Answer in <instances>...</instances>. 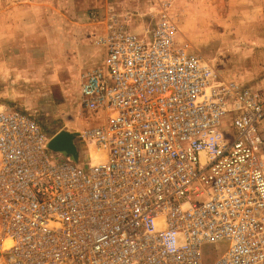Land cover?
Instances as JSON below:
<instances>
[{
    "label": "built area",
    "instance_id": "2783aa9c",
    "mask_svg": "<svg viewBox=\"0 0 264 264\" xmlns=\"http://www.w3.org/2000/svg\"><path fill=\"white\" fill-rule=\"evenodd\" d=\"M109 27L79 89L99 123L76 134L83 162L0 105V264H203L205 246L264 264V87L178 48L165 17Z\"/></svg>",
    "mask_w": 264,
    "mask_h": 264
},
{
    "label": "rangeland",
    "instance_id": "374dc122",
    "mask_svg": "<svg viewBox=\"0 0 264 264\" xmlns=\"http://www.w3.org/2000/svg\"><path fill=\"white\" fill-rule=\"evenodd\" d=\"M162 17L176 46L201 56L221 78L264 87V0H0V103L24 111L48 138L99 125L79 107L83 75H73L72 56L67 66L60 32L89 28L98 58L104 49L97 41L109 26L148 37ZM73 145L83 162L85 147L76 138ZM218 253L205 246L203 264Z\"/></svg>",
    "mask_w": 264,
    "mask_h": 264
},
{
    "label": "crops",
    "instance_id": "0c3cea01",
    "mask_svg": "<svg viewBox=\"0 0 264 264\" xmlns=\"http://www.w3.org/2000/svg\"><path fill=\"white\" fill-rule=\"evenodd\" d=\"M116 4V2H115ZM114 5H107L105 6V9L111 10L114 8ZM116 7V6H115ZM92 34V31L87 28L86 26H76L75 30L72 28V30L66 31L63 30L60 32V49L62 56L66 57L67 59V66H70L69 59L72 56L75 62H72L70 69H72L73 75H85L87 72H89L91 69H94L95 67L99 66L103 63L105 59V53H100V57H96V52L98 51L95 45H92L91 40H88V37ZM72 43V44H71ZM66 48L70 51H63ZM71 53V55H70ZM89 69V70H88ZM83 70V73L81 72ZM87 70V71H85ZM85 71V72H84ZM71 72V71H70ZM0 105H3L5 107H8L10 109L24 112L22 110H19L18 108H15L13 106H10L6 103H0ZM77 134V133H76ZM52 138H49V142ZM48 142V144H49Z\"/></svg>",
    "mask_w": 264,
    "mask_h": 264
},
{
    "label": "water",
    "instance_id": "95a60500",
    "mask_svg": "<svg viewBox=\"0 0 264 264\" xmlns=\"http://www.w3.org/2000/svg\"><path fill=\"white\" fill-rule=\"evenodd\" d=\"M75 137L76 134L61 132L50 140L48 148L54 153L66 155L74 162H77V152L75 146L73 145Z\"/></svg>",
    "mask_w": 264,
    "mask_h": 264
}]
</instances>
